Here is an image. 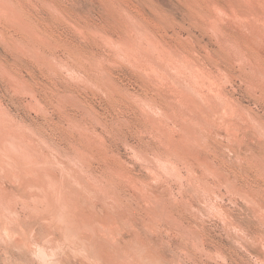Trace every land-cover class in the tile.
<instances>
[{
  "label": "rangeland",
  "instance_id": "obj_1",
  "mask_svg": "<svg viewBox=\"0 0 264 264\" xmlns=\"http://www.w3.org/2000/svg\"><path fill=\"white\" fill-rule=\"evenodd\" d=\"M263 22L0 0V264H264Z\"/></svg>",
  "mask_w": 264,
  "mask_h": 264
},
{
  "label": "bare ground",
  "instance_id": "obj_2",
  "mask_svg": "<svg viewBox=\"0 0 264 264\" xmlns=\"http://www.w3.org/2000/svg\"><path fill=\"white\" fill-rule=\"evenodd\" d=\"M45 1V0H44ZM115 5V4H114ZM217 7V6H216ZM124 12H127V11H124ZM217 12V11H216ZM24 14V13H23ZM23 16V15H22ZM132 18V17H131ZM137 21V20H136ZM256 21V20H255ZM264 23V22H263ZM75 26V25H74ZM139 27V26H138ZM90 31V30H89ZM217 31V30H216ZM260 31V30H259ZM258 32V31H257ZM97 34V33H96ZM259 34V33H258ZM140 37V36H139ZM144 38H145V36H144ZM138 41V40H137ZM136 41V42H137ZM220 41V40H219ZM128 42V41H127ZM132 42V41H131ZM230 42V41H229ZM141 45V44H140ZM149 47V46H148ZM233 47V46H232ZM147 50V49H146ZM152 51V50H151ZM237 52V51H236ZM239 53V52H238ZM244 53V52H243ZM156 55V54H155ZM175 55V54H174ZM158 57H159V55H157ZM161 56V55H160ZM176 56V55H175ZM174 58V57H173ZM129 59V58H128ZM179 60V59H178ZM177 60V61H178ZM191 61V60H190ZM244 61V60H243ZM188 62V61H187ZM133 64V63H132ZM186 64V63H185ZM84 65V64H83ZM96 66H98V65H96ZM102 66V65H101ZM99 67V66H98ZM189 67V66H188ZM191 72V71H190ZM147 74V73H146ZM150 74V73H149ZM195 75H196V73H195ZM260 75V74H259ZM161 78V77H160ZM175 78V77H174ZM180 79V78H179ZM184 79V78H183ZM198 80V79H197ZM194 84V83H193ZM213 86V85H212ZM256 86V85H255ZM206 88V87H205ZM259 88V87H258ZM196 91V90H195ZM219 91V90H218ZM20 92V91H19ZM67 95V94H66ZM73 99V98H72ZM75 100V99H74ZM210 101V100H209ZM2 106V105H1ZM143 107V106H142ZM156 109H157V107H156ZM149 110H151V109H149ZM42 112V111H41ZM146 112V111H145ZM92 113V112H91ZM155 113V112H154ZM162 115V114H161ZM151 117V116H150ZM122 118V117H121ZM172 118V117H171ZM174 118V117H173ZM182 118V117H181ZM202 120V119H201ZM155 121V120H154ZM186 123V122H185ZM257 125V124H256ZM189 128H190V126H189ZM230 137V136H229ZM166 138V137H165ZM97 143V142H96ZM14 149V148H13ZM1 151V150H0ZM88 151V150H87ZM147 155V154H146ZM19 167V166H18ZM17 171V170H16ZM19 171V170H18ZM189 171V170H188ZM27 175V174H26ZM94 177V176H93ZM168 178V177H167ZM128 179V178H127ZM110 185V184H109ZM112 190V189H111ZM172 191V190H171ZM162 202V201H161ZM163 205V204H162ZM53 206V205H52ZM132 214V213H131ZM56 216V215H55ZM130 225V224H129ZM128 225V226H129ZM76 231V230H75ZM184 233V232H183ZM198 244V243H197ZM19 248V247H18ZM17 248V249H18ZM145 248V247H144ZM46 252V251H45ZM48 254V253H47ZM57 260V259H56ZM127 261V260H126ZM109 263V262H108ZM48 264V263H47ZM130 264V263H129Z\"/></svg>",
  "mask_w": 264,
  "mask_h": 264
}]
</instances>
